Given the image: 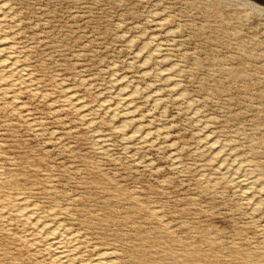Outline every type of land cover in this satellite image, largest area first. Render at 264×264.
Returning <instances> with one entry per match:
<instances>
[{"label": "rangeland", "instance_id": "1", "mask_svg": "<svg viewBox=\"0 0 264 264\" xmlns=\"http://www.w3.org/2000/svg\"><path fill=\"white\" fill-rule=\"evenodd\" d=\"M254 4L0 0V264H58L23 209L75 264H264L261 195L221 169L264 192Z\"/></svg>", "mask_w": 264, "mask_h": 264}, {"label": "bare ground", "instance_id": "2", "mask_svg": "<svg viewBox=\"0 0 264 264\" xmlns=\"http://www.w3.org/2000/svg\"><path fill=\"white\" fill-rule=\"evenodd\" d=\"M254 6H255V9L257 11H259V12L264 14V7L259 6V5H255V4H254ZM0 18H1V16H0ZM1 20H2V18H1ZM2 47H4V46H2ZM1 49H3V48H1ZM7 49H9V48H7ZM216 158L219 159L220 156H217ZM221 169L223 171L224 170L226 171V172L224 171L225 175L230 174L228 176H230L231 182L237 184L238 186H240V188H242V194L244 196L249 197V196H251L252 194H254L256 192V193L261 195V203L264 205V192H263V189L262 190H255V187H254L257 184L256 180H253L252 177H250L247 174H241L240 169L236 168L234 166H231L230 168H224L223 167ZM21 207H23V206H21ZM27 210L23 209V216L28 221L33 222V224L37 227L38 231L40 232L39 234L44 236V239L46 238L47 250L50 253H53V257H54L55 262L58 263V264H75V260L77 259L76 257L78 256V254H81V253H79L77 251L78 248H76V246L74 244V242L77 243V241H75V240H77V238L73 237V236H75V234L74 235L72 234L73 236L70 235V233H68L67 230L65 231L63 226L61 224H59V223H58L59 226L56 225L55 228L51 227L52 229L51 228L48 229L47 225L44 224L46 226L45 227V226L41 225V223L39 224V222L37 223L33 219H31V218H33L32 217L33 215L30 217L31 213H30V211H27ZM53 217H54V215H53ZM74 238H75V240H74ZM107 259H108V257H107ZM110 262H112L111 259H110ZM89 264H108V262L106 261V259H104L102 257H97L96 259L94 258L93 261L91 260V262ZM109 264H113V263H109Z\"/></svg>", "mask_w": 264, "mask_h": 264}]
</instances>
